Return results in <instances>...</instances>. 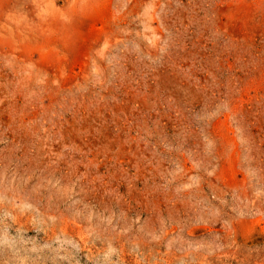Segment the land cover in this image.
<instances>
[{"label": "rangeland", "instance_id": "1", "mask_svg": "<svg viewBox=\"0 0 264 264\" xmlns=\"http://www.w3.org/2000/svg\"><path fill=\"white\" fill-rule=\"evenodd\" d=\"M0 264H264V0H0Z\"/></svg>", "mask_w": 264, "mask_h": 264}]
</instances>
